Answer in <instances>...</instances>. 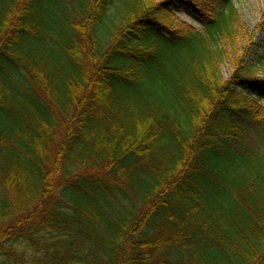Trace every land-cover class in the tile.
Instances as JSON below:
<instances>
[{"label":"trees","instance_id":"trees-1","mask_svg":"<svg viewBox=\"0 0 264 264\" xmlns=\"http://www.w3.org/2000/svg\"><path fill=\"white\" fill-rule=\"evenodd\" d=\"M253 40L233 0H0V264H264Z\"/></svg>","mask_w":264,"mask_h":264},{"label":"rangeland","instance_id":"rangeland-1","mask_svg":"<svg viewBox=\"0 0 264 264\" xmlns=\"http://www.w3.org/2000/svg\"><path fill=\"white\" fill-rule=\"evenodd\" d=\"M239 9L243 21L250 30L254 31L253 52L248 54L247 60H254L260 67V72L264 73V0H233ZM175 17L187 21L195 27H201V24L194 20L184 11H175ZM224 76L228 78L232 72L229 64L222 67ZM264 104V100L262 101Z\"/></svg>","mask_w":264,"mask_h":264}]
</instances>
